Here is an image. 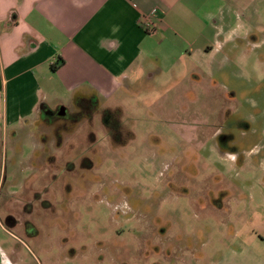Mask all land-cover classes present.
I'll use <instances>...</instances> for the list:
<instances>
[{
    "label": "rangeland",
    "instance_id": "rangeland-1",
    "mask_svg": "<svg viewBox=\"0 0 264 264\" xmlns=\"http://www.w3.org/2000/svg\"><path fill=\"white\" fill-rule=\"evenodd\" d=\"M250 25L0 130V264H264V4Z\"/></svg>",
    "mask_w": 264,
    "mask_h": 264
},
{
    "label": "crops",
    "instance_id": "crops-1",
    "mask_svg": "<svg viewBox=\"0 0 264 264\" xmlns=\"http://www.w3.org/2000/svg\"><path fill=\"white\" fill-rule=\"evenodd\" d=\"M263 4L0 0V130L36 112L56 111L48 96L59 79L68 90L81 87L85 92L86 87L110 96L147 63L213 61L249 31L250 20L262 13ZM147 15L155 30L144 22ZM80 95L78 99L94 98Z\"/></svg>",
    "mask_w": 264,
    "mask_h": 264
},
{
    "label": "trees",
    "instance_id": "trees-1",
    "mask_svg": "<svg viewBox=\"0 0 264 264\" xmlns=\"http://www.w3.org/2000/svg\"><path fill=\"white\" fill-rule=\"evenodd\" d=\"M93 102H94V98H79L78 99V104L80 105V107L84 108L82 111L83 114L87 113L89 115V110L88 108L93 106ZM91 109V108H90ZM52 112V111H50ZM44 113L46 114V111L44 110ZM48 116V114H46ZM50 116V115H49Z\"/></svg>",
    "mask_w": 264,
    "mask_h": 264
},
{
    "label": "built area",
    "instance_id": "built-area-1",
    "mask_svg": "<svg viewBox=\"0 0 264 264\" xmlns=\"http://www.w3.org/2000/svg\"><path fill=\"white\" fill-rule=\"evenodd\" d=\"M144 22L150 27V30L154 29V23H152L151 16L147 15L146 18H144Z\"/></svg>",
    "mask_w": 264,
    "mask_h": 264
},
{
    "label": "flooded vegetation",
    "instance_id": "flooded-vegetation-1",
    "mask_svg": "<svg viewBox=\"0 0 264 264\" xmlns=\"http://www.w3.org/2000/svg\"><path fill=\"white\" fill-rule=\"evenodd\" d=\"M91 108V109H90ZM90 108H88V110L90 111V113H91V110H92V108L93 107H90ZM46 111V114H48V115H50V116H53V115H55L56 113H57V111H54V112H50V111H47V110H45ZM104 114H106V112H104ZM105 119V118H104ZM106 121V120H105ZM109 123V122H108ZM111 124V123H110ZM112 126H114V127H116V130L118 129L117 128V125H112Z\"/></svg>",
    "mask_w": 264,
    "mask_h": 264
}]
</instances>
